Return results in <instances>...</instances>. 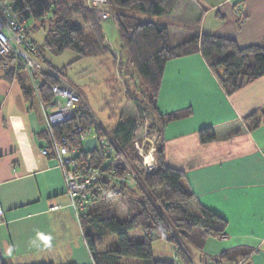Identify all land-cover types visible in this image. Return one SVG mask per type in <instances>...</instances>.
<instances>
[{"label": "crops", "instance_id": "crops-1", "mask_svg": "<svg viewBox=\"0 0 264 264\" xmlns=\"http://www.w3.org/2000/svg\"><path fill=\"white\" fill-rule=\"evenodd\" d=\"M171 16L157 21L181 38L210 33L238 47L264 40V0H179ZM38 103L35 92L24 96L15 76H0V264H93L61 170L40 153L47 138ZM156 108L190 109L163 126L165 162L184 173L194 196L189 211L200 205L226 220L224 233L201 246L184 241L180 264H208L229 248L250 251L243 264H264V75L227 95L199 52L173 58L164 65ZM208 126L218 138L202 144L197 131ZM232 128L237 131L225 138ZM92 203L89 209L99 208ZM129 235L141 239L139 230ZM154 241L153 257H173L170 243Z\"/></svg>", "mask_w": 264, "mask_h": 264}, {"label": "trees", "instance_id": "trees-1", "mask_svg": "<svg viewBox=\"0 0 264 264\" xmlns=\"http://www.w3.org/2000/svg\"><path fill=\"white\" fill-rule=\"evenodd\" d=\"M10 1L14 10L26 7L23 12L26 18L24 36L36 48L35 57L45 65V69L38 74L40 81L37 85V93L42 102L52 100L51 86L61 78L49 67L47 60L42 58V51L60 54L70 50L78 58L107 55L112 61L116 58L115 50L105 39L100 20L83 0ZM176 1L179 2L106 0L109 11L107 18L112 17L115 21L120 48L126 53L127 61L134 67L142 86L141 93L136 94L143 104L142 109L138 108V114L141 117V112L149 111L155 119L148 132L152 133L157 128L159 135L154 151L156 169L146 173L139 168L141 158L133 147L137 120L132 116L122 117L112 133L108 134L81 102L71 119L53 128L56 135H67L75 144L78 143L75 135L77 124L82 129L91 127L97 137L103 134L109 136L113 154L108 163L104 164L98 150L90 154H85L81 149L78 151L80 164L97 172L100 177L99 188L90 193L93 196L92 202L105 201L107 191L122 200L131 193L135 195L126 200L124 219L117 218L116 211L109 209V203L103 209H88L86 215L80 218V227L93 264H126L125 260H138L142 264H174L172 258L153 257L151 244L158 239L173 245L179 262L182 263L186 259L184 241L201 246L205 238L219 236L226 228V220L212 210L200 205L197 211L188 210V204L194 196L183 185L184 173L165 162L161 139L163 126L189 115L190 109L160 113L156 108V99L166 61L195 52L202 55L224 92L227 95L233 94L264 75V40L238 47L234 39L210 33L195 32L181 38L165 22L141 20L123 12L135 8L158 17L172 18ZM175 17L181 16L175 14ZM38 27L45 31L41 44L29 37V31ZM0 76L7 81L15 76L24 96L34 94L20 67L1 68ZM254 115L255 112L249 114L245 120L252 119ZM259 123L254 119L252 126L256 127ZM236 131L232 128L224 137L228 138ZM197 135L202 144L218 138L214 128L210 126L200 128ZM128 178L134 182L132 185L127 181ZM134 230L141 232L140 240H134L129 235ZM106 232L114 238L104 244V248L102 244ZM249 252L247 249L240 251L229 248L219 252L214 260L218 263L232 262L244 258Z\"/></svg>", "mask_w": 264, "mask_h": 264}, {"label": "built area", "instance_id": "built-area-1", "mask_svg": "<svg viewBox=\"0 0 264 264\" xmlns=\"http://www.w3.org/2000/svg\"><path fill=\"white\" fill-rule=\"evenodd\" d=\"M106 0H88V4L93 9L98 20L106 19L109 12L104 7ZM23 10H14L10 0H0V67L10 68L20 67L27 74L33 90L39 100L43 113L45 134L47 143L40 149L44 156H51L56 161V166L61 170L66 194L78 223L80 218L86 215L93 196L90 194L95 188H99L100 177L97 172L91 171L82 166L78 161V151L83 148L86 138L95 136L97 144L95 150L100 152L104 164L109 162L113 154V145L108 135L103 134L97 137L91 127L82 129L80 125L75 127L77 144L67 135H56L54 126L61 124L74 116L75 110L82 102L80 92L68 83L59 82L51 86L52 100L44 103L38 96L37 85L40 81L39 73L45 69V65L35 57L36 48L24 36V26L26 18ZM37 74V76L35 75ZM83 103V102H82ZM152 138L144 137L140 142L134 141L136 152L141 156L142 170L146 173L156 169L155 147ZM88 165V164H87ZM127 181L132 182L131 178ZM173 263L180 264L177 253L173 245ZM243 259L236 262H216L210 261L208 264H243Z\"/></svg>", "mask_w": 264, "mask_h": 264}, {"label": "rangeland", "instance_id": "rangeland-1", "mask_svg": "<svg viewBox=\"0 0 264 264\" xmlns=\"http://www.w3.org/2000/svg\"><path fill=\"white\" fill-rule=\"evenodd\" d=\"M104 7L108 11L106 3ZM123 12L141 20L155 21L162 18L135 8L123 10ZM100 25L107 43L115 50L116 58L114 61L108 55L78 58L77 54L70 50H65L60 54H52L44 50L42 51V58H45L49 67L58 73L61 81L75 87L80 92L83 104L87 106V109L91 111L108 134L112 133L114 126L122 117L132 116L137 120L134 141L140 142L144 137L148 136L152 138L151 142L156 147L159 139L157 128L152 133L148 132L150 125L154 124L155 119L149 111L141 112V117L138 114V108L142 109L143 104L136 94L141 93L142 86L134 67L127 61L126 53L120 48L115 21L112 17H109L100 20ZM44 34L45 31L41 27L29 31L30 39H33L38 44L42 43ZM118 61H121V63H118ZM35 75L37 76V74ZM33 99L35 98L33 97ZM38 105L40 106L39 103ZM138 156L140 155L138 154ZM139 168L142 170L141 160ZM133 183V181L130 182L131 185ZM128 196L134 197L135 195L131 193ZM104 197L106 198L105 201L98 200L97 202L96 200V203H92L91 208L97 204V207L103 209L109 203V209L113 212L116 211L117 218L124 219L126 216L122 212L125 210V203L126 200H129V197L124 196L122 200L118 196L112 195L109 191L105 192ZM113 238V235L106 232L102 247L105 248L106 246L103 245L108 244ZM155 243L156 241L152 242V247ZM124 263L139 264V261L126 262L125 260Z\"/></svg>", "mask_w": 264, "mask_h": 264}, {"label": "water", "instance_id": "water-1", "mask_svg": "<svg viewBox=\"0 0 264 264\" xmlns=\"http://www.w3.org/2000/svg\"><path fill=\"white\" fill-rule=\"evenodd\" d=\"M96 144H97V140L95 136L86 138L83 142V148H82L83 152L85 154L92 153L95 149ZM238 260H240V258H238L236 261Z\"/></svg>", "mask_w": 264, "mask_h": 264}]
</instances>
